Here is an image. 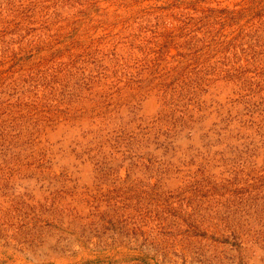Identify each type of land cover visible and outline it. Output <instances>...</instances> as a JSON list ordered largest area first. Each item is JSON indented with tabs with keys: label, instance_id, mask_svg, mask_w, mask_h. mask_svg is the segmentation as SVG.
Instances as JSON below:
<instances>
[{
	"label": "rangeland",
	"instance_id": "obj_1",
	"mask_svg": "<svg viewBox=\"0 0 264 264\" xmlns=\"http://www.w3.org/2000/svg\"><path fill=\"white\" fill-rule=\"evenodd\" d=\"M0 264H264V0H0Z\"/></svg>",
	"mask_w": 264,
	"mask_h": 264
}]
</instances>
